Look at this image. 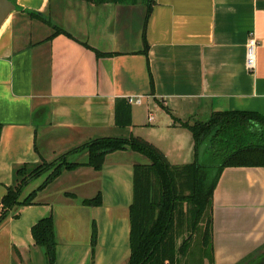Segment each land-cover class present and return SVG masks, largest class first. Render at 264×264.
<instances>
[{
    "label": "crops",
    "instance_id": "0c3cea01",
    "mask_svg": "<svg viewBox=\"0 0 264 264\" xmlns=\"http://www.w3.org/2000/svg\"><path fill=\"white\" fill-rule=\"evenodd\" d=\"M16 5L0 30V202L18 166L52 162L99 137L140 136L172 164H185L195 160L194 138L181 122L214 112L264 116V0H155L149 15L141 1ZM55 26L66 32L54 35ZM252 37L257 64L250 71ZM129 96L143 99L139 111ZM121 107L129 109L126 126L117 122ZM69 154L79 166L44 188L47 173L35 187L30 182L23 196L37 190L34 202L0 223V264H47L32 227L51 213L54 264H129L134 166L150 159L129 147L109 153L96 170L88 150ZM99 193L100 205L82 203ZM179 264H264V166L223 169L211 243L195 236Z\"/></svg>",
    "mask_w": 264,
    "mask_h": 264
},
{
    "label": "trees",
    "instance_id": "16d2710c",
    "mask_svg": "<svg viewBox=\"0 0 264 264\" xmlns=\"http://www.w3.org/2000/svg\"><path fill=\"white\" fill-rule=\"evenodd\" d=\"M92 1H141L148 5V15L155 3V0ZM29 14L32 17L40 16L34 11ZM63 32L66 31L55 26L54 35ZM116 116L119 125L126 126L130 123L127 107L118 108ZM181 124L193 134L195 160L191 163L172 164L160 148L140 136H104L93 139L52 162L43 159L39 164L25 163L18 166L14 183L8 187L0 202V223L11 212L18 216L19 207L34 202L37 190L23 196L24 189L30 182L47 173V178L40 186L44 188L64 169L79 166V163L68 160L69 153L79 149L88 150V165L101 170L109 153L130 147L146 155L150 162L134 166L129 264H179L180 255L195 236L202 241L203 246L211 243L212 198L223 169L230 166H264L263 115L249 111L214 112L208 120ZM204 142L207 143L206 163L199 160ZM101 202L100 193L82 201L90 206L100 205ZM32 235L35 243L44 248L47 264H54L58 243L52 213L33 225ZM179 238H183L181 244ZM96 243L97 225L94 223L93 247Z\"/></svg>",
    "mask_w": 264,
    "mask_h": 264
},
{
    "label": "built area",
    "instance_id": "2783aa9c",
    "mask_svg": "<svg viewBox=\"0 0 264 264\" xmlns=\"http://www.w3.org/2000/svg\"><path fill=\"white\" fill-rule=\"evenodd\" d=\"M258 45V40L255 37H252L249 40L248 47H247V54H246V66L251 71L254 70L257 64V54H256V48ZM128 102L131 104H142L143 99L141 97H134L129 96ZM154 116L152 114H149V120H153Z\"/></svg>",
    "mask_w": 264,
    "mask_h": 264
},
{
    "label": "water",
    "instance_id": "95a60500",
    "mask_svg": "<svg viewBox=\"0 0 264 264\" xmlns=\"http://www.w3.org/2000/svg\"><path fill=\"white\" fill-rule=\"evenodd\" d=\"M17 9L14 0H0V30L13 11Z\"/></svg>",
    "mask_w": 264,
    "mask_h": 264
},
{
    "label": "rangeland",
    "instance_id": "374dc122",
    "mask_svg": "<svg viewBox=\"0 0 264 264\" xmlns=\"http://www.w3.org/2000/svg\"><path fill=\"white\" fill-rule=\"evenodd\" d=\"M134 105V109L135 110H137V111H139V106H137L138 104H133ZM209 119V118H208ZM207 119V120H208ZM205 121V120H204ZM150 129H145L144 130V132L142 131L141 133H146V135H148V131H149ZM121 135H124V134H121ZM206 148H207V143L206 142H204L203 143V146L201 147V155H200V161L201 162H203V163H206V161H207V158H208V154H207V150H206ZM73 157H75V155H70L69 156V158L72 160V158ZM39 179H42V177H40V178H37L36 180H33V182H31L28 186H30L29 188H33V187H35V185H36V181L37 180H39Z\"/></svg>",
    "mask_w": 264,
    "mask_h": 264
}]
</instances>
